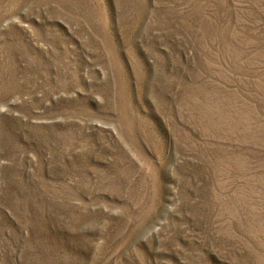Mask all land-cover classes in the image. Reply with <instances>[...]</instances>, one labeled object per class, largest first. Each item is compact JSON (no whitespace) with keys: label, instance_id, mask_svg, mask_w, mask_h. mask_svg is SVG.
<instances>
[{"label":"rangeland","instance_id":"obj_1","mask_svg":"<svg viewBox=\"0 0 264 264\" xmlns=\"http://www.w3.org/2000/svg\"><path fill=\"white\" fill-rule=\"evenodd\" d=\"M0 264H264V0H0Z\"/></svg>","mask_w":264,"mask_h":264}]
</instances>
